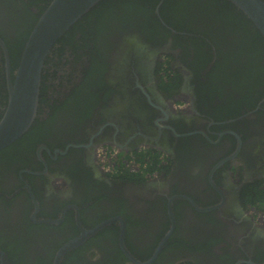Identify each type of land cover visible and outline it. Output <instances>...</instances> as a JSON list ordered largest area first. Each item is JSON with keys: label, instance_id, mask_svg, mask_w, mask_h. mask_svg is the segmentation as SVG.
I'll return each mask as SVG.
<instances>
[{"label": "flooded vegetation", "instance_id": "flooded-vegetation-1", "mask_svg": "<svg viewBox=\"0 0 264 264\" xmlns=\"http://www.w3.org/2000/svg\"><path fill=\"white\" fill-rule=\"evenodd\" d=\"M33 1L0 0L13 73L52 0ZM100 11L53 46L34 121L0 151V250L54 264L104 224L61 264H264V36L224 1ZM6 75L0 44V120Z\"/></svg>", "mask_w": 264, "mask_h": 264}, {"label": "water", "instance_id": "water-1", "mask_svg": "<svg viewBox=\"0 0 264 264\" xmlns=\"http://www.w3.org/2000/svg\"><path fill=\"white\" fill-rule=\"evenodd\" d=\"M101 1L102 0H52L33 27L14 73L11 69L9 51L0 38V44L5 54V67L9 90L8 107L0 120V151L13 144L25 134L34 121L39 104L45 60L53 46L85 14ZM228 1L241 10L264 36V0ZM119 220L122 222L121 245L125 246L124 233L126 228L123 221L121 219ZM110 222L111 221H108L107 223ZM103 225L91 231L82 229V235L67 242L57 252L54 264H61L64 255L68 251L82 244L89 235L97 231ZM126 253L129 258L141 264L127 251ZM0 264H10L8 255L2 250H0ZM146 264H150V262Z\"/></svg>", "mask_w": 264, "mask_h": 264}, {"label": "trees", "instance_id": "trees-1", "mask_svg": "<svg viewBox=\"0 0 264 264\" xmlns=\"http://www.w3.org/2000/svg\"><path fill=\"white\" fill-rule=\"evenodd\" d=\"M51 1V0H50ZM49 1V2H50ZM216 1H219V3L220 2H222V1H224V2H226V3H228V4H231V2H229L228 0H216ZM33 2H37V0H34ZM48 2V3H49ZM51 3V2H50ZM113 3V0H102L99 4H97L95 7H94V9L92 8V10L91 11H89L87 14H85L79 21H78V24H81V28L84 30V25L85 24H88V26H90L91 25V21L90 20H88V19H86L85 20V22H82L86 17H87V15H89V13H91L92 11H96V13L99 15L100 13H101V11H100V9L102 8V7H104L105 5H108V4H112ZM7 7L8 8H5V11H8V12H10V10L11 9H13V10H15L16 12H10V13H12L13 14V18L15 17L16 19H17V21H13V22H15V23H18V22H20L21 21V19H22V17H21V13L16 9V7L14 6V5H8L7 4ZM100 7V8H99ZM12 11V10H11ZM233 16H235V15H233ZM233 16H231V18H233ZM19 36H20V44H19V47L20 48H23V46H24V44H25V37L27 36V32H23V33H21V34H19ZM248 36V40L250 41L251 40V37H250V35L249 34H246V37ZM27 42V41H26ZM16 46H18V43H16L15 44ZM11 58H12V55H11ZM13 58H14V61H13V64L14 65H16V67H17V63H18V60H19V57L17 56V55H15V56H13ZM2 76H4V75H2Z\"/></svg>", "mask_w": 264, "mask_h": 264}, {"label": "built area", "instance_id": "built-area-1", "mask_svg": "<svg viewBox=\"0 0 264 264\" xmlns=\"http://www.w3.org/2000/svg\"><path fill=\"white\" fill-rule=\"evenodd\" d=\"M113 153H115V152H112L111 154H113ZM111 154H110V155H111ZM101 155H103V153H101ZM105 166H106V167H110L109 164H105Z\"/></svg>", "mask_w": 264, "mask_h": 264}, {"label": "rangeland", "instance_id": "rangeland-1", "mask_svg": "<svg viewBox=\"0 0 264 264\" xmlns=\"http://www.w3.org/2000/svg\"><path fill=\"white\" fill-rule=\"evenodd\" d=\"M14 21H17V19H16V18H14Z\"/></svg>", "mask_w": 264, "mask_h": 264}]
</instances>
